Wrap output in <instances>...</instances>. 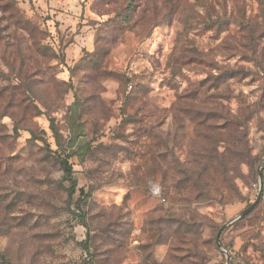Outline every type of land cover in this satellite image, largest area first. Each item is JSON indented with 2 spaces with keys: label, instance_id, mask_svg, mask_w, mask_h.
Instances as JSON below:
<instances>
[{
  "label": "rangeland",
  "instance_id": "1",
  "mask_svg": "<svg viewBox=\"0 0 264 264\" xmlns=\"http://www.w3.org/2000/svg\"><path fill=\"white\" fill-rule=\"evenodd\" d=\"M263 150L264 0H0V264H264Z\"/></svg>",
  "mask_w": 264,
  "mask_h": 264
},
{
  "label": "trees",
  "instance_id": "2",
  "mask_svg": "<svg viewBox=\"0 0 264 264\" xmlns=\"http://www.w3.org/2000/svg\"><path fill=\"white\" fill-rule=\"evenodd\" d=\"M263 159V155H262V158H261V161ZM260 161V162H261ZM259 162V163H260ZM258 163V164H259ZM61 164L63 165L64 169H65V172H66V175L68 177V179L70 180L71 182V191L72 193H76V188H77V182L76 180L74 179L73 177V169H72V166L71 164L69 163V159H63L61 161ZM258 166V165H257ZM263 174H264V171H263ZM256 176H257V182H258V179H259V175H258V171H257V168H256ZM263 184H264V176H263Z\"/></svg>",
  "mask_w": 264,
  "mask_h": 264
},
{
  "label": "built area",
  "instance_id": "3",
  "mask_svg": "<svg viewBox=\"0 0 264 264\" xmlns=\"http://www.w3.org/2000/svg\"><path fill=\"white\" fill-rule=\"evenodd\" d=\"M262 155H263V159H262V161L258 164V166H257V171H258V175L261 174V175H262V179H263V176H264V174H263V171H264V150H263ZM254 186H255V188H261V179H260V177H259V179H258V182L255 183ZM151 190H152L153 193H155V194H157V195L160 194V188H159L157 185H155V184L151 185Z\"/></svg>",
  "mask_w": 264,
  "mask_h": 264
},
{
  "label": "water",
  "instance_id": "4",
  "mask_svg": "<svg viewBox=\"0 0 264 264\" xmlns=\"http://www.w3.org/2000/svg\"><path fill=\"white\" fill-rule=\"evenodd\" d=\"M259 177H260V179H261V188H262V186H263L262 175L260 174ZM261 188H260V190H261ZM258 200H259V199H258ZM257 202H258V201H257ZM256 204H257V203L251 205V206L249 207V209H247L246 211H244V212H243L238 218L235 219V221H237V220L243 218L246 214L250 213V212L254 209V207L256 206ZM221 232H222V230H221V231L219 232V234L217 235V243H218V247L222 249V245H221V243H220Z\"/></svg>",
  "mask_w": 264,
  "mask_h": 264
}]
</instances>
